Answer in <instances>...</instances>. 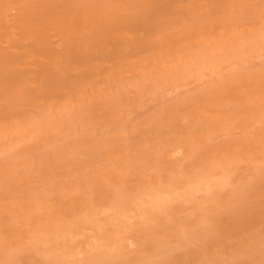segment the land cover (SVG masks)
Instances as JSON below:
<instances>
[{"label": "rangeland", "instance_id": "1", "mask_svg": "<svg viewBox=\"0 0 264 264\" xmlns=\"http://www.w3.org/2000/svg\"><path fill=\"white\" fill-rule=\"evenodd\" d=\"M231 1L230 8L221 9L224 4H218V0H196V19L168 22V33L174 40L192 24L203 26L200 34L206 42L211 35L224 34L234 44L226 52L230 62H219L223 55L216 54L215 67L209 65L185 82L179 81V85L172 78L162 81L179 72L177 65L165 70L159 65L154 67L170 48L161 49V56L153 47L145 48L139 58L123 63L121 71L108 73L109 79L124 77L117 91H110L108 98L101 97L96 102L87 100L94 118L84 132L77 129L62 136L50 133L44 139L35 131V123L24 130L21 106L11 98L0 97V115L9 116L13 122L7 134L0 128V233L12 225L13 217L21 218L14 215H21L25 209L33 210L35 215L45 214L46 199L63 198L67 208L54 207V211L63 210V216L71 213L69 206L79 196L91 200L93 206L117 204L120 199L126 203L143 185L163 187L170 179H177L184 188L183 172L199 173L208 168L216 176L224 175L227 166L223 160H230L245 144H255L257 137V141L262 139L259 146L264 147V93L251 91L264 84V0ZM240 17L245 18L244 28L255 20L257 30L240 32L236 27ZM225 20L229 34L221 26ZM239 37L246 40L235 43ZM189 58H182L187 69L194 66ZM151 67L150 73H161V80L148 75L138 80L133 77L148 73ZM155 82L164 85L161 91L154 89ZM81 93L70 96L63 92L60 97L64 113L75 117V125L79 117L72 107L80 106ZM227 95L232 97L228 99ZM82 97L86 99V95ZM49 101L52 100L36 102L30 115L48 114L53 110L46 103ZM114 103L123 112L122 119L118 111L109 112ZM248 152L244 149L234 158L233 170L242 169V175L243 167L251 162ZM252 159L261 162V152L254 153ZM235 193L241 194L244 204L231 211L223 210L219 221H210L211 233L207 232L217 242H203L206 255L171 260L177 264H264V173L252 179V188ZM83 207L86 205L82 202L76 205L80 213ZM58 225L60 222L49 218L43 227L33 221L29 226L21 223L19 229L24 235L28 231V235L40 238L43 230ZM0 238L1 244L9 241L3 233ZM194 238L191 236L189 241ZM219 243L224 246L221 251Z\"/></svg>", "mask_w": 264, "mask_h": 264}, {"label": "bare ground", "instance_id": "2", "mask_svg": "<svg viewBox=\"0 0 264 264\" xmlns=\"http://www.w3.org/2000/svg\"><path fill=\"white\" fill-rule=\"evenodd\" d=\"M218 4H224L221 9L233 5L229 0H218ZM196 6V0H0V97L11 98L21 106L24 130L35 123V131L44 139L50 133L62 136L77 129L84 132L94 118L87 100L96 102L108 98L110 91H117L124 77L109 79L108 73L121 71L123 63L139 58L145 48L153 47L160 56L161 49L170 48L154 67L159 65L165 70L177 65L180 70L162 81L172 78L175 83L185 82L197 71L211 67L216 54L223 55L219 62H230L226 52L234 44L224 34L211 35L206 42L199 24L188 26L176 40L168 33L170 20L196 19ZM244 20L240 17L236 25L240 32H255L257 22L253 20L244 28ZM227 24L225 20L221 25L225 34H229ZM239 39L246 40L239 37L234 42ZM184 55L190 56L192 68L185 66ZM154 67L133 77L138 80L148 75L161 80V73H150ZM162 86L155 82L154 89L161 91ZM251 91L263 94L264 84ZM63 92L70 96L81 93L80 106H71L79 117L76 125L75 117L67 116L60 103ZM45 99L52 100L46 103L53 110L30 115V108ZM112 105L109 112L118 111L122 119L119 106ZM12 125L9 116L0 115L4 134ZM258 139L244 146L251 153V162L243 167V175L242 169L233 170L235 155L244 150L240 149L230 160H223L227 166L224 175L216 176L208 168L199 173L183 172L184 188L179 180L170 179L163 187H137L132 201L123 203L125 200L120 199V203L100 206L79 196L70 204L68 216H63V210L54 211L56 205L66 207L63 198L44 200L45 214L35 215L33 210L25 209L21 215H14L21 218L13 217L12 225L1 232L9 241L0 243V264H177L171 258L204 257L203 242H217L207 232L212 226L210 221H219L223 210L243 206L241 194L235 192L252 188V179L264 173V147L259 146L262 139ZM257 151L262 154L261 162L252 159ZM79 202L86 205L81 213L76 208ZM49 218L60 225L51 229L47 226L40 238L28 235V231L26 236L20 232L21 223L48 225ZM191 236L195 238L189 241ZM217 245L219 251L224 247L222 243Z\"/></svg>", "mask_w": 264, "mask_h": 264}]
</instances>
